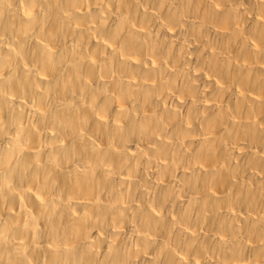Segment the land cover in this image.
I'll use <instances>...</instances> for the list:
<instances>
[{
	"label": "bare ground",
	"instance_id": "bare-ground-1",
	"mask_svg": "<svg viewBox=\"0 0 264 264\" xmlns=\"http://www.w3.org/2000/svg\"><path fill=\"white\" fill-rule=\"evenodd\" d=\"M0 264H264V0H0Z\"/></svg>",
	"mask_w": 264,
	"mask_h": 264
}]
</instances>
